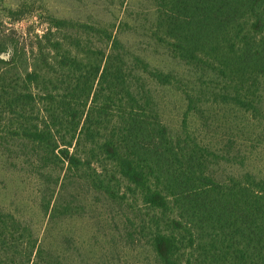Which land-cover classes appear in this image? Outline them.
I'll list each match as a JSON object with an SVG mask.
<instances>
[{"label": "trees", "instance_id": "16d2710c", "mask_svg": "<svg viewBox=\"0 0 264 264\" xmlns=\"http://www.w3.org/2000/svg\"><path fill=\"white\" fill-rule=\"evenodd\" d=\"M27 11L8 9V23ZM36 19L40 30L19 34L0 20V152L34 172L44 230L92 205L140 264H264V163L252 150L264 136L215 150L188 127L190 115L208 127L210 106L264 120V0H145L107 24ZM149 48L180 68L153 65ZM159 87L185 102L178 129ZM26 214L0 206V264L115 263L69 234L54 247Z\"/></svg>", "mask_w": 264, "mask_h": 264}, {"label": "rangeland", "instance_id": "374dc122", "mask_svg": "<svg viewBox=\"0 0 264 264\" xmlns=\"http://www.w3.org/2000/svg\"><path fill=\"white\" fill-rule=\"evenodd\" d=\"M145 0H0V20L3 26L5 23L12 27L16 32L21 33L28 27L40 30L41 27L36 23V17L43 12H50L58 17H69L74 19L93 18L103 24L118 21L120 15L125 8L131 4L132 8L136 4H141ZM23 7L27 9L23 18L19 21H13L9 24L8 9ZM36 16V17H35ZM11 21V20H10ZM124 39L128 44L138 47L142 38L133 36L129 33L125 34ZM151 48L144 52L148 60L153 64L160 66L165 71L180 68L178 63H174L168 59L163 52L161 54H153ZM160 55V56H158ZM157 95L161 103L163 117L167 124L173 129L181 126V120L184 112L185 102L179 93L173 90H167L159 87ZM214 111L206 112L209 115V126L203 128L198 124V120L190 115L188 117V127L195 129L205 141H208L212 149L220 150L222 145L228 140H238V135L249 131V135L254 141L256 134L262 133L264 120L261 123L251 125V121L246 114L238 113L233 108L224 106H210ZM207 130V131H206ZM255 130V131H253ZM239 142V141H237ZM241 141L243 145L249 143ZM257 143V142H256ZM259 156L255 165L264 163V140L261 146L252 149ZM228 165H222L219 169H227ZM34 172L28 165H19L17 168L11 167L10 163L5 164V155L0 152V206L8 207L11 210H24L27 217L34 224L37 234L44 236L53 246L63 245L62 236L64 234L71 235L76 240V245L81 248L87 257L91 260L98 261L101 258L106 260L114 259V264H140V256L136 255L141 252L136 249L129 248L121 242H109V235L104 231V223L101 218L103 210L96 209L89 205L82 216L76 215L66 220H57L53 226L44 230L47 224L48 216L38 208L36 200L37 184L33 179ZM114 220L117 224L122 222L123 212L117 210L114 212ZM63 233V234H62ZM145 254V253H144ZM136 255V256H135Z\"/></svg>", "mask_w": 264, "mask_h": 264}]
</instances>
